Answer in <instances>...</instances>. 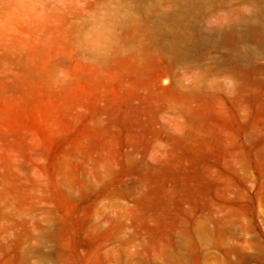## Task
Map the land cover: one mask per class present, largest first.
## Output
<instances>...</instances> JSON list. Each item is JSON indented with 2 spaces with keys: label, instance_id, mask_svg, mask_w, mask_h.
<instances>
[{
  "label": "rangeland",
  "instance_id": "374dc122",
  "mask_svg": "<svg viewBox=\"0 0 264 264\" xmlns=\"http://www.w3.org/2000/svg\"><path fill=\"white\" fill-rule=\"evenodd\" d=\"M146 2L96 66L73 0H0V264H264V0Z\"/></svg>",
  "mask_w": 264,
  "mask_h": 264
},
{
  "label": "clouds",
  "instance_id": "9594fccd",
  "mask_svg": "<svg viewBox=\"0 0 264 264\" xmlns=\"http://www.w3.org/2000/svg\"><path fill=\"white\" fill-rule=\"evenodd\" d=\"M82 11L76 36L75 49L88 64L104 66L114 55L129 56L136 45L129 43L128 34L143 22V16L135 11L134 0H73ZM174 10L171 0H147L145 14L164 15ZM212 17L207 20L213 26ZM67 79L64 71L59 73Z\"/></svg>",
  "mask_w": 264,
  "mask_h": 264
}]
</instances>
